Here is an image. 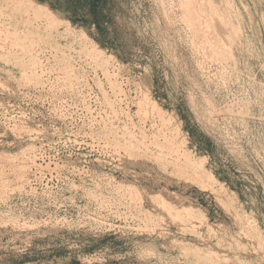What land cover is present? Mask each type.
Here are the masks:
<instances>
[{
  "label": "rangeland",
  "instance_id": "obj_1",
  "mask_svg": "<svg viewBox=\"0 0 264 264\" xmlns=\"http://www.w3.org/2000/svg\"><path fill=\"white\" fill-rule=\"evenodd\" d=\"M107 9L0 0V264H264V0Z\"/></svg>",
  "mask_w": 264,
  "mask_h": 264
},
{
  "label": "trees",
  "instance_id": "obj_2",
  "mask_svg": "<svg viewBox=\"0 0 264 264\" xmlns=\"http://www.w3.org/2000/svg\"><path fill=\"white\" fill-rule=\"evenodd\" d=\"M45 3L51 10L65 13L73 24L84 27L93 26L103 31V23L108 21V0H37ZM72 264H78L72 262Z\"/></svg>",
  "mask_w": 264,
  "mask_h": 264
},
{
  "label": "bare ground",
  "instance_id": "obj_3",
  "mask_svg": "<svg viewBox=\"0 0 264 264\" xmlns=\"http://www.w3.org/2000/svg\"><path fill=\"white\" fill-rule=\"evenodd\" d=\"M39 12V14H41L42 16H44V18L46 17V19H47V17H49L48 16V14L46 13V12H43V11H38ZM52 18V17H51ZM51 20V19H50ZM54 21V20H53ZM51 24V23H50Z\"/></svg>",
  "mask_w": 264,
  "mask_h": 264
}]
</instances>
